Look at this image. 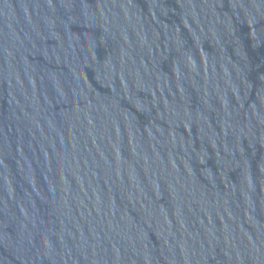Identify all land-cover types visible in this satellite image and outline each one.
<instances>
[{
    "label": "water",
    "instance_id": "1",
    "mask_svg": "<svg viewBox=\"0 0 264 264\" xmlns=\"http://www.w3.org/2000/svg\"><path fill=\"white\" fill-rule=\"evenodd\" d=\"M0 264H264V0H0Z\"/></svg>",
    "mask_w": 264,
    "mask_h": 264
}]
</instances>
